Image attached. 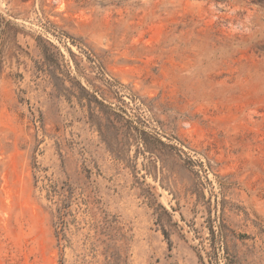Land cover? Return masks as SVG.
<instances>
[{
  "label": "rangeland",
  "instance_id": "obj_1",
  "mask_svg": "<svg viewBox=\"0 0 264 264\" xmlns=\"http://www.w3.org/2000/svg\"><path fill=\"white\" fill-rule=\"evenodd\" d=\"M0 264H264V0H0Z\"/></svg>",
  "mask_w": 264,
  "mask_h": 264
},
{
  "label": "trees",
  "instance_id": "obj_2",
  "mask_svg": "<svg viewBox=\"0 0 264 264\" xmlns=\"http://www.w3.org/2000/svg\"><path fill=\"white\" fill-rule=\"evenodd\" d=\"M70 195L71 194H69L67 196H63L62 193H60V195H59L60 197L61 196L62 197L59 199V204L57 205V207L55 209V213H56L55 217H56V219L58 221V225H56V237L57 238H59V231H57V228L60 225V227L62 229V227H63V225H62L63 224V219L68 214L67 207H68V201H69Z\"/></svg>",
  "mask_w": 264,
  "mask_h": 264
}]
</instances>
